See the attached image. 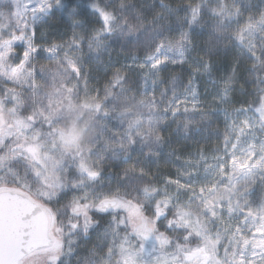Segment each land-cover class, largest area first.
I'll return each instance as SVG.
<instances>
[{
    "label": "snow or ice",
    "instance_id": "obj_1",
    "mask_svg": "<svg viewBox=\"0 0 264 264\" xmlns=\"http://www.w3.org/2000/svg\"><path fill=\"white\" fill-rule=\"evenodd\" d=\"M87 8L0 0V264H264V0Z\"/></svg>",
    "mask_w": 264,
    "mask_h": 264
},
{
    "label": "trees",
    "instance_id": "obj_2",
    "mask_svg": "<svg viewBox=\"0 0 264 264\" xmlns=\"http://www.w3.org/2000/svg\"><path fill=\"white\" fill-rule=\"evenodd\" d=\"M70 6H78L81 13L85 16V18L91 20L88 14L90 9L87 8L88 0H67ZM57 25L58 28L61 30L71 31L69 25L70 21L68 20L66 14L57 13L56 17L50 21ZM129 53L125 52L119 45V43H113L110 45L107 52L103 53V55L96 61L90 62L86 65V68L90 69L91 86L95 87H102L105 81V74H111V72L116 67H120L121 65L131 63L129 57ZM40 63H47V61H39ZM226 64V59L223 61ZM122 71H125L122 69ZM191 147L194 146V142L192 141H180L177 144H174L173 147L176 148H183L185 146ZM169 149H166L168 151ZM156 167H159L162 171L166 169V165L163 161H160ZM163 230V229H162Z\"/></svg>",
    "mask_w": 264,
    "mask_h": 264
},
{
    "label": "rangeland",
    "instance_id": "obj_3",
    "mask_svg": "<svg viewBox=\"0 0 264 264\" xmlns=\"http://www.w3.org/2000/svg\"><path fill=\"white\" fill-rule=\"evenodd\" d=\"M21 51H22V49H21Z\"/></svg>",
    "mask_w": 264,
    "mask_h": 264
}]
</instances>
